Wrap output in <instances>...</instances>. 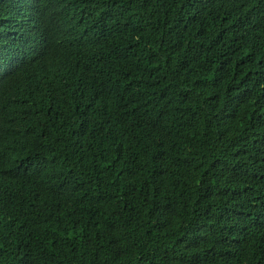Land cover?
Returning a JSON list of instances; mask_svg holds the SVG:
<instances>
[{
    "label": "trees",
    "instance_id": "1",
    "mask_svg": "<svg viewBox=\"0 0 264 264\" xmlns=\"http://www.w3.org/2000/svg\"><path fill=\"white\" fill-rule=\"evenodd\" d=\"M0 264H264V0H0ZM1 54V53H0Z\"/></svg>",
    "mask_w": 264,
    "mask_h": 264
},
{
    "label": "clouds",
    "instance_id": "2",
    "mask_svg": "<svg viewBox=\"0 0 264 264\" xmlns=\"http://www.w3.org/2000/svg\"><path fill=\"white\" fill-rule=\"evenodd\" d=\"M44 7L33 9V16L27 21L33 23V31L15 44L19 24L11 25L2 22L0 27V57L5 54H18L24 61L31 62L40 58L44 52L52 50L62 36L64 19L60 16H50L45 23L40 24L39 18ZM3 61H0V66Z\"/></svg>",
    "mask_w": 264,
    "mask_h": 264
}]
</instances>
